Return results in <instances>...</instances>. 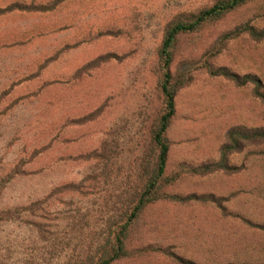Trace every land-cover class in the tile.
<instances>
[{
    "label": "rangeland",
    "instance_id": "374dc122",
    "mask_svg": "<svg viewBox=\"0 0 264 264\" xmlns=\"http://www.w3.org/2000/svg\"><path fill=\"white\" fill-rule=\"evenodd\" d=\"M211 2L0 0V210L19 211L0 221V248L11 264H64L90 249L117 191L93 153L106 142L112 181L125 178L161 108L156 53L165 27ZM243 21L264 26V0L237 8L212 31ZM174 54L175 64L181 55ZM215 61L264 76V41L231 40ZM197 65L177 95L174 162L214 157L230 126L264 123V103L251 84ZM232 163L234 173L184 177L174 187L220 195L223 210L209 202H157L135 237L201 264L246 260L245 248L262 233L243 218L264 224V142L245 145Z\"/></svg>",
    "mask_w": 264,
    "mask_h": 264
},
{
    "label": "trees",
    "instance_id": "16d2710c",
    "mask_svg": "<svg viewBox=\"0 0 264 264\" xmlns=\"http://www.w3.org/2000/svg\"><path fill=\"white\" fill-rule=\"evenodd\" d=\"M250 1L212 0L199 9L178 14L166 25L156 53V83L161 108L147 127L138 152L128 161L125 178L112 181L108 167L115 163L114 155L106 142L94 151V157L102 162L105 180L112 182L113 191L117 190L114 193L116 200L90 249L71 254L64 264H153L155 261H159L158 264H201L173 251L169 245L150 243L145 237H135V233L145 210L157 202H209L223 210L220 195L211 191L183 193L174 187L184 177L234 173L239 168L232 163L233 156L245 145L264 142V123L234 124L225 131V139L214 157L200 161L182 158L174 162L172 159L173 145L177 142L171 139L170 132L178 113L177 95L193 79L192 66L195 63L198 64L197 70L210 76L223 77L236 85L251 84L253 95L264 103V76L256 71L239 73L215 61L231 40L242 37L252 43L264 41V26L254 25L250 21L240 22L217 33L212 31L218 21ZM19 5H9L8 9ZM174 50L181 55L175 64ZM18 212L17 208L2 209L0 221ZM243 220L262 233V236L253 239L249 248H245L248 258L211 264H264V224ZM22 263L37 264L31 261ZM0 264H11L8 250L0 248Z\"/></svg>",
    "mask_w": 264,
    "mask_h": 264
}]
</instances>
